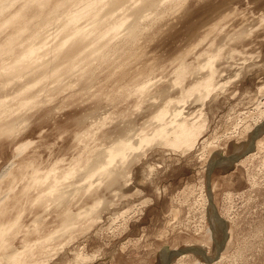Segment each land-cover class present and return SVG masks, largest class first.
<instances>
[{"label": "rangeland", "instance_id": "obj_1", "mask_svg": "<svg viewBox=\"0 0 264 264\" xmlns=\"http://www.w3.org/2000/svg\"><path fill=\"white\" fill-rule=\"evenodd\" d=\"M75 5L49 17L28 8L22 38L50 17L62 28ZM111 6L114 18L140 26L136 40L124 31L104 39L112 53L100 45L109 51L89 62L81 51L90 39L69 55L75 63L58 55L54 66H74L82 81L59 71V82L31 87L38 99L21 111L24 122L0 135V264H264V0ZM55 24L41 31L47 43L62 35ZM18 25L2 28L0 42ZM11 89L1 94L14 105ZM176 113L192 132L188 144L154 140L110 164L111 177L95 173L115 141L137 146ZM55 181L68 194L59 200Z\"/></svg>", "mask_w": 264, "mask_h": 264}, {"label": "bare ground", "instance_id": "obj_2", "mask_svg": "<svg viewBox=\"0 0 264 264\" xmlns=\"http://www.w3.org/2000/svg\"><path fill=\"white\" fill-rule=\"evenodd\" d=\"M16 1L17 0H0V31L2 30V28L6 27V26H10L13 24L15 25V23H16V25H18L17 22L18 23L20 22L17 28L13 27V29L12 28L10 29V31L13 30V32L11 31L12 33L10 35H8L3 40L4 42H2V43L0 42V58L5 53H10V52L12 53L13 49H17V52L8 58L9 62L3 63V66L0 67V135H9L11 133L10 129H17L22 125L21 122H24L23 114L21 113V111L23 109H24L23 111H25L26 107H30V105H34L36 103V98L38 99V97H37L38 93L36 94V91H30L31 87L34 88L33 86H36V85L41 86L42 84L40 85L38 83H41L42 81H48L50 79H52L53 82L54 81L59 82L58 75H60V74H58V73H59V71H62L63 69L58 70L54 66V60L58 57V55H62V53L64 54L66 52V54H64L63 57L67 58V57H69V55L71 56L72 53L76 51V49H79L78 46L80 44H82L86 39H88V41L90 39V43H91L92 47H91V45H88V46L86 45L85 47L88 50H86V48H84L86 50V52H84V53H83V51L80 50L82 52L83 56L86 58V60H88L87 58L91 54H93V53L95 54V53H98L100 51L98 49H100V45L101 46L103 45V43H101L102 40L108 39V42H109V40L114 38V36H116V35L118 36L119 34L121 35L122 31H124L125 34H127L128 36L131 35L132 39H131V37L128 38L129 40L126 38L128 41H130V39L134 40L136 38L137 34L139 33L138 30L141 29V28L137 29V27L138 28L140 27L137 25V23L132 24L133 20L130 21L132 25L129 23V21L127 22V20L129 19L128 18L126 20L127 17H122L119 14H117V15H119V18L113 17V15L115 14V8H112L111 3H113L114 0H60L57 2H53V5L51 4V0H24V4L22 5L23 7H21L19 10L14 11L8 17H4V16H6V15H4L5 12L8 9H10L12 7V5L15 4ZM69 2L76 3V5L74 6V9L66 11L62 20H60V21L58 20V23L59 22L61 23L60 26L62 28H60L59 25L56 23L58 25L56 27H59L61 29L60 32L62 31L61 37L56 36L60 39H57V41H54V39H53L54 42L47 43V41H46L47 38H45L46 36L45 35L41 36V31H43V33H44L45 27L48 28L50 25L55 24L51 20L52 17H50L51 21L48 19L49 21L47 22V24H48L47 26L38 30L34 34H30V32H28L27 36L22 38V36L26 33V31H28L29 28L31 29V24H30V26L26 25V21H25V16L27 15V14L25 15V13H26V10H28V8L34 9V11H33L34 17H38L40 15L42 17H45V16L49 17V16L53 15L60 6H64L65 4H67ZM23 11H24V16H23ZM30 12H32V11H30ZM112 18L115 20H113ZM83 19L84 20L87 19L86 20L87 22H85L84 25H81L80 22ZM104 20H106V21H104ZM53 21L55 22V20H53ZM102 22L104 24L103 28L101 27ZM139 22L140 21H138V24L140 25ZM27 23H28V20H27ZM79 23H80V25H79ZM59 28L57 29L58 32H59ZM57 30H55V31H57ZM123 36H124V33L122 34L121 38ZM133 37H135V38L133 39ZM48 39H49V37H48ZM128 41H126V43L125 42L124 43L129 44ZM130 43H131V41H130ZM110 44H111V42L109 43V45ZM89 46H90V50H89ZM114 46H115V44L112 47H114ZM106 47L102 46V48H104V49ZM110 48H111V45L106 49H110ZM112 50L110 51V53H112ZM115 50H117V49H115V47H114V51ZM80 51L79 52L77 51L78 52L77 56L81 53ZM105 51H109V50H105ZM105 51L103 52L101 50L99 53H101L103 56H105V54H104V53H106ZM117 52H118V50H117ZM108 54H109V52H108ZM79 56H81V54ZM97 56L99 57V55H97ZM73 57L76 59L75 56H73ZM69 58H70L69 59L70 62L72 63L73 62L72 60H74V58H72V59H71V57H69ZM100 58H101V56H100ZM90 59L91 58L89 57V60ZM93 59H95V58H93ZM84 60L85 59L81 58V63H85L86 60H85V62H83ZM89 60H88V62H89ZM74 63H75V60H74ZM76 65H79V64L77 63ZM62 67L64 68V66H62ZM73 67L74 66H72V65L70 67L68 66V68L65 67V70L62 71L64 78H70V76L74 77L75 74L72 70ZM79 67H80V65H79ZM206 67L211 69L212 65L210 63H206ZM84 69H87V68L85 67ZM90 71H89V73H90ZM36 72H38V73L36 74ZM183 74H185V71H182L179 77H184ZM33 75H38L40 77L34 78ZM75 77H77V76H75ZM78 77L80 78V76H78ZM77 78H76V80H77ZM76 80L74 79L73 81H76ZM80 80H81V78H80ZM73 81H72V83H73ZM79 83H80V81L78 82V84ZM8 86L10 88L14 87V90L11 89V91H13L12 97L8 96L9 98H11L10 100L12 102H14V105H10L11 103L9 104L7 101L9 99L6 100L5 98L2 97V94H1V90L6 88V87L8 88ZM43 90H42V92H43ZM39 93L41 94V92H39ZM206 93H207L206 88H203V90H199L197 96H199V99H200L203 96H205ZM179 114L180 113L174 114L173 118L170 121L165 122L164 124L159 123L158 127H156V129H154L151 134L144 135L143 137H139L138 142L136 143L137 146H135V145H133V143L131 144L130 142L125 141V140L115 141L114 142L115 144L113 143L114 145L109 150L105 151L108 160H104L103 164L99 165L97 167L95 173H97L102 178L105 177V179L111 177L113 173H112V170L109 169V167H108L110 164H112L114 161L123 162L131 150H133V149L135 150V149L143 146V144L146 145V144H148L154 140H165V142H167L173 146L178 145L180 142L187 143V140L189 139L188 136H190L192 132L189 130L188 126L184 122H178L179 119H177L176 117L179 116ZM158 121H160V120H158ZM155 138H159V139H155ZM239 154L236 156L232 155L231 158H238L240 156ZM214 164H216V161L211 162L210 167ZM210 169L211 168H209V170ZM69 175L70 174L65 175L64 178L69 177ZM47 176H49V173H46V176L43 178H38V177L34 176L32 179L33 180L32 183L36 184L38 181H40L42 179H46ZM59 183H61V182L55 181L50 186L51 187L50 193H52L54 195V198L56 200L61 199L63 197V195H65L64 194L65 191H67V190L63 191L66 187L64 189H60L61 186ZM82 187H84V186H82ZM74 191H75V189H74ZM66 195H68V194H66ZM185 249H187V248H185ZM199 257H200V255H199Z\"/></svg>", "mask_w": 264, "mask_h": 264}, {"label": "water", "instance_id": "obj_3", "mask_svg": "<svg viewBox=\"0 0 264 264\" xmlns=\"http://www.w3.org/2000/svg\"><path fill=\"white\" fill-rule=\"evenodd\" d=\"M259 131V130H258ZM252 136H254V135H252Z\"/></svg>", "mask_w": 264, "mask_h": 264}]
</instances>
